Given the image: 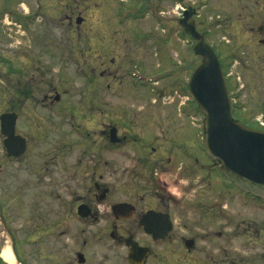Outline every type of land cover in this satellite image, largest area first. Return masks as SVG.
Returning <instances> with one entry per match:
<instances>
[{
  "label": "rangeland",
  "instance_id": "1",
  "mask_svg": "<svg viewBox=\"0 0 264 264\" xmlns=\"http://www.w3.org/2000/svg\"><path fill=\"white\" fill-rule=\"evenodd\" d=\"M188 6L195 9L189 22L221 61L230 51L253 49L244 30L261 22L264 0H0V114L14 106L16 133L27 139L26 152L14 158L0 132V251L9 246L14 255L12 263L0 256V264H79L78 252L83 264H128L123 247L109 237L108 219L94 223L76 216L74 195L84 199L86 164L80 162L74 185L73 162L101 144L98 136L82 134L88 120L103 119L105 112L126 136L125 146L110 148L109 210L123 200V179L113 169L122 165L123 151L136 149L132 137L144 131L140 125L155 131L168 120L186 125L183 133L200 141L204 117L186 84L201 58L178 24ZM255 64L247 59L245 67L230 65L229 72L249 78ZM246 86L237 101L245 102L240 116L250 107ZM50 90L59 100L48 107L43 96ZM257 114L264 116V109ZM59 141L72 145L61 153ZM57 158L58 165L44 163ZM221 188L223 219L201 215L208 234L202 246H222L231 263L264 264V200L242 194L226 179ZM215 198L208 189L202 196ZM221 226L220 240L210 233Z\"/></svg>",
  "mask_w": 264,
  "mask_h": 264
},
{
  "label": "flooded vegetation",
  "instance_id": "2",
  "mask_svg": "<svg viewBox=\"0 0 264 264\" xmlns=\"http://www.w3.org/2000/svg\"><path fill=\"white\" fill-rule=\"evenodd\" d=\"M67 19L71 23V18ZM244 31L255 43L252 50L249 48L237 51L238 53L230 51L224 55L225 62L219 59L216 48L215 52L218 53L217 58L221 64L225 85L232 99V117L250 126H257L260 120L264 121L262 114L253 115L258 109H264V15L258 25H247ZM247 59L256 62L249 78L240 76L238 71L235 76L229 72L230 65L234 68L245 67ZM245 82L251 102L248 114L240 116L245 110L243 108L245 102L238 105L237 101H240L239 94L245 87ZM52 94L53 91L50 90L43 96V102L49 101L48 107L59 100L57 93ZM14 108L13 106L8 112H14L17 116ZM92 110L96 109L92 106ZM65 111H68L69 115L77 116L74 109ZM57 113L63 116V109ZM103 113L105 115L103 119L88 120L90 123H87L88 126L85 125L82 134L98 136L101 144L96 149L83 150L80 157L73 162L74 185L80 179H77L80 162L86 164L81 182L85 186L82 189L86 191L84 199L79 197H83V194L75 192L74 195L76 216L94 223L108 219L109 237L116 245L123 247L128 264H238L225 260L228 254L224 252L222 246H202L208 234L202 227L201 215L211 213L210 218L213 220L223 219L221 210L223 201L217 197V193L221 192L224 181L220 165L208 157L203 147V122L201 126L199 125L201 130L199 142L192 141L183 133L186 125L170 124L167 120L165 128L157 124L155 131H147L145 127L149 125L144 123L140 125L144 131L139 130V134L132 137L133 142L137 143L134 144L136 149L123 151V156L118 162L122 165L117 166L119 169L117 167L113 169L116 173L120 172L123 179V200L109 204V210H104L105 202L111 196L112 190L113 163L110 148L117 145L125 146L126 136L121 135L116 125L110 121V117ZM84 122L87 121L84 119ZM162 122L158 120V123ZM112 129H115L117 139L115 143L110 139ZM148 132H152L153 135ZM25 144L27 147L26 138ZM57 144L61 153L72 145L67 141L66 143L59 141ZM59 161L57 158L56 162L45 160L44 163L47 166L48 163L58 165ZM229 185L235 187L232 183ZM73 188L77 191L75 187ZM205 188L213 191L216 198L212 201L202 199ZM242 194L256 199L244 192ZM116 204H122L123 208L113 212L112 208ZM101 205L103 210L100 209ZM79 206L84 207L82 210L85 215L79 214ZM215 231L210 234L221 240L219 237L222 236L223 226ZM79 255L82 262L79 261ZM75 259L79 264L85 263L84 254L81 252L76 253Z\"/></svg>",
  "mask_w": 264,
  "mask_h": 264
},
{
  "label": "water",
  "instance_id": "3",
  "mask_svg": "<svg viewBox=\"0 0 264 264\" xmlns=\"http://www.w3.org/2000/svg\"><path fill=\"white\" fill-rule=\"evenodd\" d=\"M194 13L193 8L186 7L178 22L183 31L196 41L192 50L201 57L200 63L188 77L187 88L204 115V149L210 159L220 164L221 172L228 181H233L238 189L252 194L253 197L264 198V130L253 128L231 117L232 101L223 71L211 46L189 22ZM80 20L78 18L77 23ZM16 118L14 112L0 115L3 148L7 156L14 158L23 155L26 149L25 138L15 133ZM110 139L113 143L117 142L115 129H112ZM122 204L114 205L113 212L123 208ZM82 208L84 207L79 206L81 216L85 215ZM78 258L80 262L83 261L81 255Z\"/></svg>",
  "mask_w": 264,
  "mask_h": 264
},
{
  "label": "bare ground",
  "instance_id": "4",
  "mask_svg": "<svg viewBox=\"0 0 264 264\" xmlns=\"http://www.w3.org/2000/svg\"><path fill=\"white\" fill-rule=\"evenodd\" d=\"M11 251L12 250L10 249L9 246L3 247L0 251L1 258L4 259L8 263H12V261L14 260V255Z\"/></svg>",
  "mask_w": 264,
  "mask_h": 264
},
{
  "label": "trees",
  "instance_id": "5",
  "mask_svg": "<svg viewBox=\"0 0 264 264\" xmlns=\"http://www.w3.org/2000/svg\"><path fill=\"white\" fill-rule=\"evenodd\" d=\"M147 0H145V2H146ZM182 33H183V35H186L184 32H183V30H182Z\"/></svg>",
  "mask_w": 264,
  "mask_h": 264
}]
</instances>
